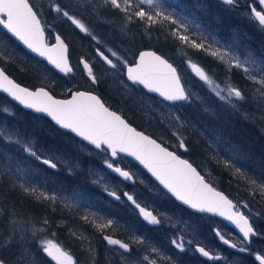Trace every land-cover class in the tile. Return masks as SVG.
Segmentation results:
<instances>
[{
  "label": "rangeland",
  "instance_id": "rangeland-1",
  "mask_svg": "<svg viewBox=\"0 0 264 264\" xmlns=\"http://www.w3.org/2000/svg\"><path fill=\"white\" fill-rule=\"evenodd\" d=\"M165 1L166 0H156L162 8L167 10L169 7ZM197 1L201 2L205 0ZM31 2L33 3L35 9L39 12L40 17L47 20L48 25H51V30L61 31L66 40L72 41L74 39L72 34L69 33L72 32L69 28H75V26L72 25L66 18L60 16V14L51 11L50 0H31ZM192 3L196 5V1ZM247 5H250L249 0H238L235 7H247ZM137 6L150 10L147 4L138 5L137 0H134V7L136 8ZM95 17L99 19L97 15ZM135 19L136 18L133 17L131 21H128L125 14H123L121 23L119 22V28L116 27V31H109V35L106 34L107 42L112 43H103L106 41L94 34L97 39L101 41L100 44L93 42L94 40H92L91 36H88L90 37L89 41H92L93 43L90 46H88V44L81 46L78 43V39L75 38L77 39L76 41L74 39L76 45L73 41L72 44L75 60L74 65L77 69L78 60H80L78 58V53L80 51L87 55L86 60L93 68V72L100 81L99 84H101V87L104 86L106 88L105 92L108 94L103 95L105 104L107 106L113 105L115 108H118L122 112L126 113L128 117L130 116L133 118L132 120L135 123L141 124L144 127L142 128L144 131L149 133V135H153L159 141L168 146L169 149L181 154L186 159H189V156H191L190 161H193V163L197 165L196 167L198 168V171H200L202 175L205 174L207 176L206 179L213 185L214 183H217L216 187L218 189V185L221 186L222 184L221 177H218V175L222 173V170H230L233 167L232 163L243 171L251 180H255L258 184H264V179L257 180L250 175L255 173L254 167L251 164L244 165L243 163H239V161H242L241 154L243 153L241 152L237 142L239 137L238 134L240 133L241 137H245L243 135L246 131L259 137V142H262L260 144H264V123H261L259 119L255 122L252 120H245L242 114L235 113L228 106L222 104L207 90L206 86L203 85V82L199 81L198 78L191 72V69L187 66L186 58L197 63V57L202 52L206 58L210 59L214 64H216V67L219 68L216 69V73L213 74L214 79L220 82H223L226 79H231L233 84L244 88L246 92L251 95L253 85L250 81L245 79L242 70L233 69L231 73H228L226 71V65L218 58L211 56L206 51L192 48L189 45H187L189 46V51H187V47L186 52L184 50H177L178 43H181V41L174 37L171 34L172 32H159L160 29H164L161 22H158L156 31L155 29H148L145 24L146 22L143 21L142 25L138 28L135 26V29H133L132 32H129L128 30ZM117 28L120 29V31H118ZM50 33L52 34L51 31ZM157 33L159 34L157 35ZM194 33L202 38L204 32L197 28ZM98 34L102 35L103 33ZM118 38L125 44L117 42L116 40ZM168 38H170L171 42L175 46L174 51H172V56L176 60H178L176 55L180 56L176 65L179 69L184 86L194 94L193 99L183 105H167L157 98L149 96L140 87L129 84L124 78V65L120 61H117L115 57H112L111 53L107 51V49L111 48L128 63L130 61L133 63L138 51L133 52L132 47L126 43L131 41L132 43L136 42L137 44L140 42L141 44L142 41H144L145 45L151 46L153 45L151 43L153 40L159 41L162 39L166 42ZM208 45H211L213 49L220 48L221 51L228 50L231 54L238 56L241 60H243L246 55L251 54L249 52H244L243 48L240 47L237 41L233 39L221 42L215 37L207 38L205 40V46L207 47ZM95 46L97 47L92 50ZM97 48L103 50L106 55L117 63V69H111L109 66L100 61L96 55ZM80 58H82V56H80ZM206 71L208 72L209 70ZM71 80H76V78ZM77 80L80 83H87V85L91 86V90L99 87L97 84L93 85L85 73L83 76H77ZM204 93L208 99L205 98ZM196 97H199V99H196ZM216 106H219L221 109L224 107L229 111H226L224 114H218V108H213ZM244 109L252 112L255 111V106L254 104H246L244 105ZM173 113L180 116L181 120L184 122L183 128L180 129V134L185 138L186 144L190 146L188 144V140L192 142V147L190 146L187 151L179 149L178 142L175 137L171 136V132L177 127L173 121L169 120V117H171ZM213 113L216 115V118L214 116L212 117ZM219 116H225V118H218ZM258 116L259 113H257V117ZM226 118L228 119L224 120ZM0 125L13 127L12 125H7L6 123H0ZM14 128L18 129L16 127ZM223 131H227L229 134L233 135V139H235V141L232 142V139H230L232 137H227L224 133H222ZM67 137H69V135ZM257 137L250 138V143L252 145L254 142H257ZM22 138L25 141H31V143L34 144L33 139H25V137ZM62 140H64V142L69 141L67 139ZM69 144L72 148L76 149V151H84L87 154L99 153L93 148L82 144L76 138L69 141ZM230 144L236 146L237 148L234 150L230 146L227 147ZM13 147L16 149V153L22 154V149L18 146ZM252 151L254 152L253 149ZM65 153V151L57 153L53 150H49L44 153L43 158L51 157L57 165L60 164L66 169L71 168V170H79L81 167L78 161L65 157ZM224 154L237 157V160L232 158H230L231 160H224L222 159ZM101 157L102 158L98 164L87 168L90 179L100 181L97 183L98 185L102 186L104 189L107 188L109 191H115L118 195H122L123 192L133 195L138 203L153 211V213L162 221L163 226L149 228L148 232L145 230L146 232H142V235L139 236L135 231L134 225H136V223L133 222L134 225L129 224L128 221H126L128 223H118L119 228L125 233L126 237L129 238L125 243H129L131 249L129 253H123L116 248L108 247L100 237L96 239L91 238L90 234L92 235V233H86L78 226L79 201L77 194L71 196L60 195L58 196L59 199L55 204H52L50 201L46 202L48 207V203H50V211H47L49 212L48 214H51L56 208H59V210L61 207L67 208L66 203H71L72 205V207H68L69 210H65L66 220L63 223L65 224L64 228L66 229L60 233L62 236L55 235V233H57L56 229L58 228L57 223L52 224L50 226L51 231L46 233V226L42 223V221L46 219L47 214L42 216L41 219L35 217L36 220H34L33 216H28L25 220L18 218L16 224L22 226L21 234L24 238L19 242L16 254L10 264H55V261L51 260V258L42 251L39 245L40 240L45 239H52L54 242L58 243L65 251L73 256V259L77 262V264H87L84 261L91 262L93 264L95 260L99 264H147L146 261H143V257L145 255H148L150 259L156 260L157 264H202L197 262L192 250L194 245L199 244L207 248L214 256L220 257L219 260H213L211 262H206L205 264H255V254L264 255V212L260 213L257 207L259 204L264 206V197H262L259 192L256 196L248 195V200L240 203L244 208L242 212L245 213V215L251 220L258 233L257 237L253 238L250 244H245L232 229L227 227L224 223L208 216H194L191 214V220L185 219L184 222L181 221L179 214L187 213L186 209L175 206L171 202L173 200L163 190H161L149 176L146 174L144 175V173L140 171V168H138L134 163H132L129 159L120 157L117 162L115 161V164L118 163L122 168L129 171L133 175L134 180H136V183L133 186H126L118 178L112 176L103 168L104 160H110L109 156L105 154ZM225 162H227L228 166H225ZM244 162L249 163L247 160ZM28 163L31 164L29 160ZM42 165L44 167L47 166L43 163ZM248 172L250 174H248ZM260 173L264 178V172ZM239 178L244 177L239 176ZM15 183H19V181L17 180ZM247 184L249 183L247 182ZM35 185L36 184L31 181L29 182V186ZM42 190L48 192L49 194L51 193L49 189ZM244 205H248V207H244ZM171 208L173 210H171ZM119 210L122 213L130 211L136 215V212L133 211L124 200L121 201ZM183 210L185 212H183ZM2 212L3 210L0 208V215ZM69 213H72V215L68 216ZM16 216L17 215L14 214V217ZM47 220L49 221V219ZM33 226H35V228H43L44 231L38 232L35 236H33ZM169 228H171V230ZM218 231L225 239H228L230 243H236L238 246L247 247L248 251L242 253L239 251V248H234V250L231 249L222 242L219 236L216 235ZM72 233H75V235ZM79 237H83V239ZM134 237L143 239L144 243L134 242ZM173 239L183 242L185 250L180 251L177 249L172 244ZM163 240L166 242V245L163 243ZM78 242L80 243L79 246ZM152 248H156L158 251L153 253L151 251Z\"/></svg>",
  "mask_w": 264,
  "mask_h": 264
},
{
  "label": "snow or ice",
  "instance_id": "snow-or-ice-1",
  "mask_svg": "<svg viewBox=\"0 0 264 264\" xmlns=\"http://www.w3.org/2000/svg\"><path fill=\"white\" fill-rule=\"evenodd\" d=\"M222 2L233 6L238 3V0H222ZM137 3L138 5L147 4L150 10L137 6L133 11L134 0H70L67 5H61L56 3L55 0H50V9L70 21L81 33L91 36L92 40L96 41L97 44H100L101 41L92 34L80 18L71 14L72 12L77 10L97 12L99 8L110 5L112 8L124 12L128 21L135 17L150 25L164 21L178 25L179 29L183 31L173 30L171 34L180 40L181 43L206 51L211 56L218 58L226 65L228 73H231L233 69L242 70L245 79L253 85V89L251 95H249L244 88L233 84L231 79L220 82L214 79L203 67L186 58L187 66L195 77L203 82V85L215 98L228 106L233 112L242 114L245 120L255 122L259 119L261 123H264V59H257L249 54L241 60L228 50L213 49L211 45L206 47L204 39L200 41L191 40L187 35L188 24L181 23L180 20L174 18L175 13L162 8L156 0H137ZM259 6L260 10H257V7H251V16L264 29V0H259ZM39 15L34 10L30 0H0V26H3L8 33H11L16 40L20 41L31 52L45 58L49 64L60 72L71 73L73 68L69 64L68 47L65 41L57 34L55 43L49 46L45 39V26L42 25ZM181 19L186 20L187 17H182ZM47 27L50 28L51 25ZM197 27L199 26L197 25ZM107 51L126 67L127 80L132 82V84L142 85L149 93H158L164 101L169 103L189 102L193 99L194 94L182 84L177 68L173 67L162 56L154 52H140L137 62L134 65H129L116 51L111 48L107 49ZM96 55L109 68L117 69V63L100 48L96 49ZM10 59V54L4 55L0 53V60L7 61ZM80 64L83 65V69L91 83L93 85L99 84L100 81L94 74L89 62L82 57ZM0 90L7 93L25 108L33 109L39 113H46L62 129H67L74 133L82 138L83 141H87L88 144L94 146L95 149L110 154L113 160L105 159L104 164L123 179L132 180L133 175L115 164L114 158L120 153L134 157L139 161L168 192L175 196L177 200L182 201L183 204L201 212H217L221 216H226L243 234L244 241H248L250 237L258 235L249 223V218L243 213L235 211L233 202L221 192H217L212 188L188 160L181 159L175 152L169 151L167 147L161 146L156 140L131 127L117 111L110 110V107L106 106L97 95H93L91 92L77 91L71 93V99L57 100L44 88L29 91V89L21 87L10 79L6 67H0ZM196 99H199V97H196ZM246 104H254L255 111L249 112L244 109ZM3 111L9 112L7 108H4ZM257 113H259L258 117ZM169 120L177 125L176 129L171 132V136L175 137L179 149L187 151L186 140L180 134V129L183 128L184 122L175 113L169 117ZM12 146H18L28 156L34 157L51 169H56L58 166L53 158H42L31 141H25L17 129L0 125V177L7 176L10 181H13L10 184V190L18 189L25 196L33 197L38 201H50L55 204L59 199L55 193L49 194L35 186H29L31 170L22 166L19 157L12 152ZM225 166H228L227 162H225ZM69 171H71V168H69ZM235 171L241 176L244 175L239 169ZM17 180L19 181L18 184L15 183ZM99 182L98 180L94 181V183ZM250 184L252 186L249 189L250 192L256 190L264 197V184H258L255 180H251ZM105 191H108L107 188H105ZM108 194L117 200L120 199L115 191H110ZM124 195L128 201H131L139 209L140 215L149 225L162 223L152 211L142 207L134 199L133 195L127 192ZM66 206L72 207L71 203H66ZM244 207H248V205H244ZM82 219L87 221L89 217L85 215ZM92 222L101 231L113 224L112 220H108L106 223H96L95 220ZM42 223L47 225L49 221L44 219ZM9 224L11 226L10 234L6 237H0V244L6 246H10L14 242L15 235L21 232L22 228L14 221H9ZM32 231L33 236H35L38 232H43L44 229L33 226ZM72 234L75 235V233ZM216 235L220 237L225 245L231 248H239L242 253L248 251L247 247L230 243L219 231ZM23 238L21 234V239ZM79 238L83 239V237ZM103 239L109 245H118L124 252L130 251L129 243L113 239L108 235H104ZM134 242L144 243V240L134 237ZM172 244L180 251L185 250L183 242L173 239ZM39 245L42 251L51 260L55 261V264H77L73 256L52 239L40 240ZM151 251L155 253L158 250L152 248ZM195 251L210 260L220 259L219 256L211 255L204 247L197 246ZM255 259L259 261V264H264V255L257 254ZM143 261H146L147 264H157L156 260L150 259L148 255L143 257ZM0 264H7V261L0 258Z\"/></svg>",
  "mask_w": 264,
  "mask_h": 264
},
{
  "label": "trees",
  "instance_id": "trees-1",
  "mask_svg": "<svg viewBox=\"0 0 264 264\" xmlns=\"http://www.w3.org/2000/svg\"><path fill=\"white\" fill-rule=\"evenodd\" d=\"M194 1H196V5L192 3ZM69 2L70 0H56V3H59L61 5H67ZM30 3L33 5L31 0ZM165 3H167L169 7L167 11L175 13L174 18L180 20L181 23L188 24L187 35L191 40L200 41L202 38L206 40L207 38L215 37L221 42H226L230 41V39H233L237 41L240 47L243 48L244 52L251 53V55L255 56L257 59H264L263 31L260 26L252 19L250 11L248 9V5L247 7L240 6V8H237L234 6L222 5L215 0H205L201 2H198L197 0H166ZM249 3L253 7H257L254 0H249ZM135 9L136 8L133 7V11ZM34 10H36L35 7ZM71 14L76 15L78 18H80L82 22L90 29L93 35H98L99 37H101V39L106 41L103 43H112L107 42L106 34L109 35V31H116V27L119 28V22L121 23V18L125 13L120 10L112 9L108 5L106 7L99 8L97 12L91 11L90 13V10H77L72 12ZM96 15L99 17V19L95 17ZM182 17H187V19H181ZM39 18L41 19L42 25L45 26V32L47 34V37L51 39V42V36L54 33L59 34L65 41L68 47L69 60L74 71L73 75L69 77H62L57 75L44 62L39 61L38 59L34 58L26 51H24L1 28L0 42H2V44H0V53H3L4 55L10 54L11 59L7 61L0 60V67H6L7 74L10 78H12L16 83L29 89L44 88L53 96L60 98L64 97L70 91H73L75 89L89 90L98 95L104 102L103 95L108 94L107 92H105L106 88L104 86L101 87V84H97V86L99 87H97V89L91 90V86L87 85V83L78 82L77 76H83L84 71L80 67V60H78V69L74 65L75 60L72 41L76 45L74 39L77 38L78 43L81 46H83L84 44H88V46H90L93 42L96 41H89L90 37H88V35L81 33L79 30L77 31L76 28L72 27L69 28L72 30V32L69 33L72 34L74 39L72 41L66 40L61 31L51 30L49 27H47V20L40 17V15ZM142 24L143 21H140L136 18L135 21L131 24V27L128 31L132 32V30L135 29V26L138 28ZM145 24L148 29H155L156 31L158 23L155 25H150L147 23ZM162 25L164 29H160L159 32L164 31L166 33H169L172 32V30H179L181 32L183 31L182 29H179L178 25L172 24L167 21L162 22ZM197 25L199 27H197ZM118 28L117 30L120 31V29ZM197 28L201 29L205 33H203L202 38L194 33ZM50 31L52 32V34L50 33ZM98 33L103 34L100 35ZM158 34L159 33H157V35ZM116 41L120 42V44L124 43L119 38ZM151 43L153 44L151 46L145 45L144 41H142L141 44L140 42L136 44V42L132 43L131 41L126 44L132 47L133 52L140 51L142 49H151L156 53H159L160 55L166 57L170 61V63L175 68H177L176 64L180 56L176 55L178 60H176L172 56V51H174L175 46L171 42L170 38H168L166 42L160 39L159 41L153 40ZM97 46L92 48V50H94ZM189 46H187V44L178 43L177 50H184L186 52V47L188 49L187 51H189ZM80 56H82L84 59L87 58L86 54L79 51V59H81ZM128 64H132V62L130 61ZM197 64H199L205 70H209L208 73L212 76L214 73H216V69H219L218 67H216V64H214L210 59L206 58L205 55L202 54V52L197 57ZM177 71L179 72L178 68ZM75 78L76 80H71ZM205 98H207L206 94ZM186 103L187 102H184L178 105H183ZM4 108H7L9 112H4ZM213 108H218V114H224L226 113V111H229L224 107H222L221 109L219 106ZM213 116L216 118V115L214 113L212 114V117ZM223 117L225 118V116H219L218 118ZM124 118L134 128L149 135V133L142 129L144 127L141 124L133 122V118H131L130 116V119L126 117ZM227 119L228 118L224 120ZM0 123H6L7 125H12L13 127L18 128L17 130L22 137H25V139H33V146L42 158L46 151L53 150L57 153H62V151H65V157L69 159L72 158L78 161L81 167L79 170L72 169L71 171H69L68 168L66 169L60 164H58L56 169H51L47 166L44 167L42 165V162L37 161L34 157L30 158V156L25 154L22 150V154H18L16 153V149L13 146L11 149L13 154L19 157L22 166L31 170L30 181L35 183V186L39 190L49 189L51 192L50 194L55 193L57 196H71L75 194L78 195V226L81 227L86 233H92L93 236L90 234L91 238L96 239L99 237L101 238L102 235H108L116 237L122 242H126L129 238L126 237L125 233L118 226V223L121 224L122 222L126 221H128L129 224H133V222L136 223V225H133L135 226L137 235L141 236L142 232H146L145 230H147L148 232L149 228L145 229L144 224H142L139 217H137V214L136 216L130 211L122 213L119 210L121 202H115L107 197L103 191L104 188H102V186L98 185L97 183H94L93 179H90L87 168L98 164L100 159L102 158L101 156L104 154H87L84 151H76V149L72 148L69 144V141L74 139L72 136L69 135V137H67L68 135H66V133L60 132V130L56 129L45 118L18 108L15 104H13L1 94ZM222 133H224L227 137H232L230 138L232 139V142L235 141V139H233L234 136L229 134L227 131H223ZM244 133L245 134L243 136L245 137H241L240 133L238 134V146L243 153L241 154L242 161H239V163H243L244 165L251 164L254 167L255 173L252 175L248 172V174H250L257 180H263L264 178L262 177L260 172H264V144H260L262 142H259V137L246 131ZM149 136L155 138L151 134ZM251 137H257V142H254L253 145L250 143ZM62 139H67L69 141L64 142V140ZM155 139L163 146L168 147L157 138ZM191 143L192 142L188 140V144L192 147ZM190 146L187 145L188 149L190 148ZM229 146L234 150L237 148L232 144L228 145L227 147ZM246 149L248 152L246 151ZM252 149L254 150V152L252 151ZM190 158L191 156H189V159H187L190 161ZM230 158L237 160V157H232L226 154L223 155L222 159L228 160ZM28 160L31 164L28 163ZM245 160L249 161V163H245ZM191 162L193 163V161ZM232 166L233 167L230 170H222V173L220 175L217 174L218 177H221L222 183L221 186L218 185V187L221 192L228 196L236 205H238L243 210L244 208L240 203L242 201H247L248 195L256 196L258 194V191L253 190L252 192H250L249 189L252 187L250 184L251 179L233 163ZM236 169H239L240 172L244 174L242 175V177L244 178H239V176L241 175L236 173ZM12 182L13 181H10L7 176L0 177V208L3 210L2 214L0 215V237H6L10 234L11 226L9 224V221H14L16 223L18 218L25 220L28 216H33L34 220H36L35 217L41 219V217L46 214L47 210V204L43 203V201H38L33 197L25 196L18 189L10 190V184ZM247 182L250 185L247 184ZM135 183L136 180H133V184L131 186H133ZM171 202L175 206H178L175 202ZM257 207L260 213L264 212V206L262 204H259ZM65 210H69V208L67 207L65 208ZM171 210L173 209L171 208ZM183 212L185 211L183 210ZM187 213L190 212L187 211ZM14 214L17 216L14 217ZM69 215H72V213H69L68 216ZM85 215L89 217L87 221L82 219V217ZM30 220L33 221L32 219ZM93 220H95L96 223H106L108 220H112L113 224L101 231L94 226L92 222ZM20 241H22L21 232H18L14 237V242L10 246L0 244V258L6 260L7 264H10V262L14 258L17 246L19 245ZM79 245L80 243L78 242V246ZM84 262L87 264H92L91 262ZM93 264L99 263L95 260Z\"/></svg>",
  "mask_w": 264,
  "mask_h": 264
},
{
  "label": "water",
  "instance_id": "water-1",
  "mask_svg": "<svg viewBox=\"0 0 264 264\" xmlns=\"http://www.w3.org/2000/svg\"><path fill=\"white\" fill-rule=\"evenodd\" d=\"M215 1H217V2H219V3H221L222 5H226V4H224L223 2H222V0H215ZM255 1V3H256V5H257V7H258V9L260 10V6H259V0H254ZM226 6H230V5H226ZM251 7L252 6H249V10H250V13H251ZM253 18V17H252ZM253 20L259 25V23H258V21H256L254 18H253ZM260 26V25H259ZM261 27V26H260ZM0 28L10 37V38H12L24 51H26L28 54H30L31 56H33V57H35L36 59H38L39 61H42V62H44L51 70H53L56 74H58V75H60V76H63V77H66V76H69V75H71L72 73H73V71L71 72V73H68V74H65V73H62V72H60L58 69H56L53 65H51V64H49L48 63V61L45 59V58H43V57H39L37 54H35V53H33V52H31V50L30 49H28L26 46H24L20 41H18V40H16V38L15 37H13L12 35H11V33H8L7 32V30L6 29H4L3 28V26H0ZM262 29V28H261ZM263 30V37H264V29H262ZM57 34H54V36H53V42L52 43H50L49 44V46H51L52 44H54L55 43V36H56ZM45 39H46V33H45ZM140 52H154V51H152V50H149V49H145V50H141ZM140 52H138V54H137V56H136V59H135V61H134V63L133 64H131V65H134L136 62H137V60H138V58H139V53ZM154 53H156V52H154ZM157 55H160V54H158V53H156ZM160 56H162V55H160ZM163 57V56H162ZM99 58V57H98ZM164 58V57H163ZM100 59V58H99ZM101 60V59H100ZM102 61V60H101ZM103 62V61H102ZM104 63V62H103ZM170 63V62H169ZM69 64H70V62H69ZM71 66V65H70ZM80 66H81V68L83 69V65L82 64H80ZM83 71L85 72V70L83 69ZM86 73V72H85ZM87 74V73H86ZM124 78L126 79V81L128 82V83H130V84H132V82H130V81H128L127 80V69H126V67H125V69H124ZM10 79H12V78H10ZM13 80V79H12ZM14 81V80H13ZM15 82V81H14ZM16 83V82H15ZM18 84V83H17ZM183 84V83H182ZM20 85V84H19ZM21 87H24V86H22V85H20ZM145 93H147V94H149V95H151V96H154V97H156V98H158L159 100H161L162 102H164V103H166V104H173V103H169V102H167V101H164L163 100V98L162 97H160L159 96V94L158 93H149L148 92V90L147 89H144L143 88V86L142 85H138ZM24 88H27V87H24ZM27 89H29V88H27ZM36 89H38V88H35V89H29V91H35ZM46 90V89H45ZM47 91V90H46ZM78 91H80V92H90V91H84V90H78ZM73 93V92H72ZM92 93V92H91ZM0 94L1 95H3V96H5L6 98H8V100H10L12 103H14L16 106H18L20 109H22V110H24V111H27V112H30V113H32V114H35V115H40L41 117H44L45 119H47L54 127H56L57 129H59V130H62V131H64V132H67V133H69V134H71L72 136H74L75 138H78V140H80V141H82L84 144H86V145H88V146H90V147H92L93 149H95L94 148V146H92V145H90V144H88V142L87 141H83L82 140V138H80V137H78V136H76L74 133H72V132H70L69 130H67V129H62L59 125H57L56 123H55V121H53L52 119H51V117L50 116H48L46 113H39V112H36V111H34L33 109H29V108H25L23 105H21L18 101H15L14 99H12V97H10L7 93H5V92H3L2 90H0ZM49 94L54 98V99H57V100H68V99H71V94L67 97V98H64V99H62V98H56V97H54L50 92H49ZM93 95H96V94H94V93H92ZM176 103H179V102H176ZM127 122V121H126ZM128 123V122H127ZM131 126V125H130ZM131 127H133V126H131ZM134 128V127H133ZM137 131H139V130H137ZM139 132H141V131H139ZM144 134V133H143ZM146 135V134H145ZM148 136V135H147ZM150 137V136H149ZM151 138V137H150ZM151 139H153V138H151ZM155 140V139H154ZM157 143H159L158 141H157ZM162 146V145H161ZM164 147V146H163ZM97 150V149H96ZM169 150V149H168ZM170 151V150H169ZM177 155V154H176ZM108 156H109V158L111 159V160H113V158L110 156V154H108ZM118 156H123V157H125V158H127V159H129L132 163H134L138 168H140V170L141 171H143L147 176H149L158 186H159V188L161 189V190H163L174 202H176L179 206H181L182 208H184V209H186V210H188V211H190V212H192V213H196V214H204V215H208V216H212V217H215L216 219H218L219 221H221V222H223L224 224H226L229 228H231L232 230H234L236 233H237V235L240 237V239L241 240H243L244 241V238H243V234L239 231V229L236 227V225L232 222V221H230V220H228L227 218H226V216H221V215H219L217 212H206V211H204V212H201V211H199V210H197V209H193V208H191V207H189L188 205H185V204H183V202L182 201H179V200H177L176 199V197L175 196H173L170 192H168V190L167 189H165L164 187H163V185H161L160 184V182L142 165V164H140L139 163V161H137L134 157H130V156H128V155H126V154H124V153H120V154H118ZM117 156V157H118ZM116 157V158H117ZM116 158H114V160H116ZM181 159H184V158H182V157H180ZM120 167V166H119ZM194 167V166H193ZM103 168L108 172V173H110L112 176H114V177H116V178H118L121 182H123L126 186L127 185H130L131 183H132V180H125V179H123L122 177H120L118 174H116V173H113L110 169H108L107 167H106V165L105 164H103ZM123 169V168H122ZM125 170V169H124ZM127 171V170H126ZM198 171V170H197ZM199 172V171H198ZM200 173V172H199ZM206 181V180H205ZM208 183V182H207ZM209 184V183H208ZM210 185V184H209ZM212 188H214L212 185H210ZM217 192H221V191H219L218 189H216V188H214ZM108 192H110V191H104V193L106 194V196H108L109 198H111L112 200H114V201H117V199L115 198V197H113V196H110L109 194H108ZM224 196H226L223 192H221ZM123 197H124V199H125V201L128 203V205L131 207V209H133L137 214H138V216H139V218H140V220L145 224V225H147V226H149V227H158L159 225H149L144 219H143V217L140 215V213H139V209H137L136 207H135V205H133L132 203H131V201H128L127 200V197L125 196V195H123ZM227 197V196H226ZM228 198V197H227ZM229 199V198H228ZM230 200V199H229ZM232 201V200H231ZM234 204V203H233ZM235 205V204H234ZM143 207V206H142ZM146 210H148L147 208H146ZM235 210V209H234ZM148 211H151V210H148ZM235 211H238V212H240V213H243L242 212V210L241 209H238V210H235ZM154 214V213H153ZM159 219V218H158ZM249 223H250V221H249ZM251 224V223H250ZM103 236L104 235H102L101 236V240L108 246V247H111V248H116V249H118V250H120L121 252H123V253H128V252H124V250L123 249H120L119 248V246L118 245H109L108 243H107V241H105L104 239H103ZM112 237V236H111ZM113 239H117V238H115V237H112ZM119 240V239H118ZM244 242H246L247 243V241H244ZM196 247L197 246H195L194 248H193V250H194V252L197 254V256L199 257V258H202V259H204V260H207V261H209L210 259H208L207 257H203L200 253H198V252H196L195 251V249H196ZM201 247V246H200ZM212 255V254H211ZM255 262H256V264H259V261H257L256 259H255Z\"/></svg>",
  "mask_w": 264,
  "mask_h": 264
},
{
  "label": "flooded vegetation",
  "instance_id": "flooded-vegetation-1",
  "mask_svg": "<svg viewBox=\"0 0 264 264\" xmlns=\"http://www.w3.org/2000/svg\"><path fill=\"white\" fill-rule=\"evenodd\" d=\"M109 107H110V109L112 110V111H117V113L118 114H120L122 117L124 116V117H126V118H128V119H130L129 117H128V115L126 114V113H124V112H122L120 109H118V108H115L113 105H109ZM123 117V118H124ZM134 122V121H133ZM61 132V131H60ZM66 133V132H65ZM68 134V133H67ZM66 134V135H67ZM68 135H70V134H68ZM70 136H72V135H70ZM73 137V136H72ZM152 137V136H151ZM74 138V137H73ZM83 144V143H82ZM85 145V144H84ZM89 147V146H88ZM96 151H98V150H96ZM99 153H102V154H106V152H101L100 150L98 151ZM204 175V177L205 178H207V176L205 175V174H203ZM209 181V180H208ZM210 182V181H209ZM214 185H217V183H214ZM124 193L125 192H123L122 193V195H119L120 196V200H121V198L123 199V195H124ZM118 202H121V201H119L118 200ZM44 203L45 204H47V202L46 201H44ZM49 204V207L47 206V210H46V214H47V216H46V219H49V223L47 224V225H45L46 226V233H49V231H51V225L52 224H54V223H57L58 224V228L56 229L57 230V233H55V235L56 236H62V234H60L62 231H64L66 228H64V226H65V224L63 223L66 219H65V216H66V213H65V207H61V209L59 210V208H56L55 209V211L53 212V213H51V214H48L49 212H47V211H50V203H48ZM194 215V214H193ZM179 216L181 217L180 219H181V221H185V219H187V220H191V213H181V214H179ZM197 216H200V215H197ZM161 226H163V224L161 223ZM160 226V227H161ZM170 230H171V228H169ZM51 234H52V232H51ZM163 239H165V238H163ZM59 241V240H58ZM163 243L166 245V242L163 240ZM200 246H202V247H204L203 245H201V244H199ZM65 246V245H64ZM195 246V245H194ZM63 248V247H62ZM205 248V247H204ZM205 249H207V248H205ZM194 256L196 257V259H197V262L198 263H202V264H205L206 262L204 261V260H202V259H200L197 255H195L194 254ZM193 257V256H192ZM255 263V262H254ZM256 264V263H255Z\"/></svg>",
  "mask_w": 264,
  "mask_h": 264
},
{
  "label": "bare ground",
  "instance_id": "bare-ground-1",
  "mask_svg": "<svg viewBox=\"0 0 264 264\" xmlns=\"http://www.w3.org/2000/svg\"><path fill=\"white\" fill-rule=\"evenodd\" d=\"M112 14V13H111ZM111 16V15H110ZM70 36V35H69ZM76 41V40H75ZM122 161V160H121ZM147 182V181H146ZM106 250V249H105ZM144 252V251H143Z\"/></svg>",
  "mask_w": 264,
  "mask_h": 264
}]
</instances>
